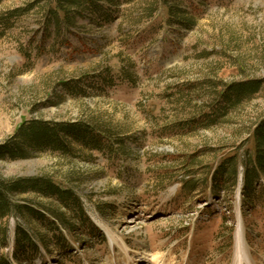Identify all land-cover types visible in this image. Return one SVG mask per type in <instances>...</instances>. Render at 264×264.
I'll return each mask as SVG.
<instances>
[{
    "label": "rangeland",
    "instance_id": "374dc122",
    "mask_svg": "<svg viewBox=\"0 0 264 264\" xmlns=\"http://www.w3.org/2000/svg\"><path fill=\"white\" fill-rule=\"evenodd\" d=\"M56 2L0 0V179L73 197L16 192L0 264H264V175L244 186L264 0H85L57 19ZM250 81L258 92L228 107L221 93ZM35 121L109 140L60 132L68 151L31 150ZM233 155L238 174L217 183Z\"/></svg>",
    "mask_w": 264,
    "mask_h": 264
},
{
    "label": "trees",
    "instance_id": "16d2710c",
    "mask_svg": "<svg viewBox=\"0 0 264 264\" xmlns=\"http://www.w3.org/2000/svg\"><path fill=\"white\" fill-rule=\"evenodd\" d=\"M56 7L51 11L54 17L58 18V13L63 12L65 16L68 15V8L72 6L81 7L85 0H56ZM88 1V0H87ZM51 6H54L51 4ZM17 12H13L11 15ZM68 17V16H67ZM262 82L250 81L242 85L231 86L229 90L221 93V97L228 104V107L239 102L242 98L250 97L254 93H257ZM217 111L209 116L208 123L215 120ZM66 132L69 135H76L78 139L83 140L89 147L96 148L98 151L102 149V139L109 140V136L101 131L89 130L88 125L78 126H59L56 123H42L35 121L30 123L27 127L21 130V139L31 146V150L35 149H54L61 151H68V146L61 142L59 139V133ZM99 133L101 138L95 135ZM105 137V138H104ZM87 138V139H86ZM254 148L251 154L244 160V186L250 188L259 179L261 175H264V120L260 122L255 131L253 132ZM7 149V148H6ZM5 149V150H6ZM11 151V150H7ZM17 152L25 156L26 152L23 149L17 150ZM0 153H3L2 150ZM14 154V152H8ZM239 162L233 155L226 161L225 164L220 165L217 168L216 182L224 181L226 175L236 176L238 174ZM25 187V188H23ZM41 191L45 195L57 196L62 201H67L73 197V191L67 188H63L60 185L55 184L51 179H31L25 184L21 180H1L0 179V219L8 216L12 212V196H15L16 192L29 191V190ZM78 206L80 202L74 201ZM27 237V236H24Z\"/></svg>",
    "mask_w": 264,
    "mask_h": 264
},
{
    "label": "bare ground",
    "instance_id": "6f19581e",
    "mask_svg": "<svg viewBox=\"0 0 264 264\" xmlns=\"http://www.w3.org/2000/svg\"><path fill=\"white\" fill-rule=\"evenodd\" d=\"M242 264V263H241Z\"/></svg>",
    "mask_w": 264,
    "mask_h": 264
}]
</instances>
